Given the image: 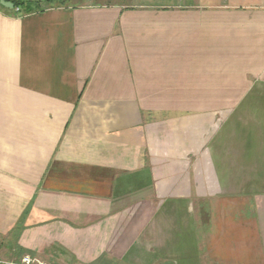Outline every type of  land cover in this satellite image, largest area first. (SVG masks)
<instances>
[{
  "label": "crops",
  "instance_id": "0c3cea01",
  "mask_svg": "<svg viewBox=\"0 0 264 264\" xmlns=\"http://www.w3.org/2000/svg\"><path fill=\"white\" fill-rule=\"evenodd\" d=\"M10 10L1 259L264 264V0Z\"/></svg>",
  "mask_w": 264,
  "mask_h": 264
},
{
  "label": "trees",
  "instance_id": "16d2710c",
  "mask_svg": "<svg viewBox=\"0 0 264 264\" xmlns=\"http://www.w3.org/2000/svg\"><path fill=\"white\" fill-rule=\"evenodd\" d=\"M5 1L14 3L15 4L14 8L20 7L21 12L19 14L24 15V14H30V13H34L38 11H43L46 8L65 6L66 4H68L70 0H5ZM0 8L8 9L1 4V0H0ZM23 224H24V221L23 220L20 221L17 224L16 230H14V232L16 231L17 233H20L23 227Z\"/></svg>",
  "mask_w": 264,
  "mask_h": 264
},
{
  "label": "built area",
  "instance_id": "2783aa9c",
  "mask_svg": "<svg viewBox=\"0 0 264 264\" xmlns=\"http://www.w3.org/2000/svg\"><path fill=\"white\" fill-rule=\"evenodd\" d=\"M15 12L17 13H20L21 12V9L20 7H16L14 8ZM0 264H2V261L0 260ZM10 264H47L46 262H44L43 260L35 257V256H32V255H25L23 256L20 261L18 262H13V263H10Z\"/></svg>",
  "mask_w": 264,
  "mask_h": 264
},
{
  "label": "rangeland",
  "instance_id": "374dc122",
  "mask_svg": "<svg viewBox=\"0 0 264 264\" xmlns=\"http://www.w3.org/2000/svg\"><path fill=\"white\" fill-rule=\"evenodd\" d=\"M26 254L25 253H20V255L18 256V258L17 259H15L14 261H9L8 259H11V257L8 255H6V254H2V259H1V257H0V260L2 261V264H10V263H13V262H18V261H20V259L23 257V256H25ZM5 260H7V261H5ZM44 261V260H43ZM44 262H46V261H44ZM47 264H49L48 262H46ZM106 264H118L117 262H109V263H106Z\"/></svg>",
  "mask_w": 264,
  "mask_h": 264
},
{
  "label": "water",
  "instance_id": "95a60500",
  "mask_svg": "<svg viewBox=\"0 0 264 264\" xmlns=\"http://www.w3.org/2000/svg\"><path fill=\"white\" fill-rule=\"evenodd\" d=\"M1 4H2L3 6H5L6 8H9V9H14V7H15V4H14V3H12V2H7V1H5V0H1Z\"/></svg>",
  "mask_w": 264,
  "mask_h": 264
}]
</instances>
